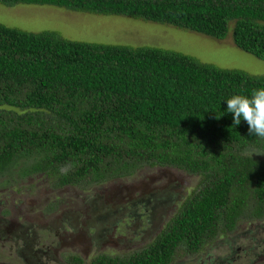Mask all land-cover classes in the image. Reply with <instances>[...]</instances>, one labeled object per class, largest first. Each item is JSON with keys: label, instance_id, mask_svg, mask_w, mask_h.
<instances>
[{"label": "trees", "instance_id": "trees-1", "mask_svg": "<svg viewBox=\"0 0 264 264\" xmlns=\"http://www.w3.org/2000/svg\"><path fill=\"white\" fill-rule=\"evenodd\" d=\"M122 16L233 44L264 62V0H0ZM264 76L157 47L68 40L0 24V179L45 175L55 189L145 167L201 177L153 242L92 264H171L242 220L264 219V139L227 111ZM260 155V156H259ZM17 174H16V173ZM56 210L51 203L49 212ZM71 264H83L79 256Z\"/></svg>", "mask_w": 264, "mask_h": 264}, {"label": "rangeland", "instance_id": "rangeland-1", "mask_svg": "<svg viewBox=\"0 0 264 264\" xmlns=\"http://www.w3.org/2000/svg\"><path fill=\"white\" fill-rule=\"evenodd\" d=\"M0 24L27 32H55L74 41L157 47L264 76V62L239 50L231 31L219 41L128 17L1 3ZM4 180L0 179V264H71L69 259L76 255L83 264H91L98 255L124 257L153 242L197 189L201 177L145 167L134 176L88 189L55 190L45 175ZM51 203L59 214L49 212ZM124 209L128 213L121 215ZM63 213L68 220L61 226L57 221ZM171 264H264V219L242 220L197 254L177 252Z\"/></svg>", "mask_w": 264, "mask_h": 264}, {"label": "clouds", "instance_id": "clouds-1", "mask_svg": "<svg viewBox=\"0 0 264 264\" xmlns=\"http://www.w3.org/2000/svg\"><path fill=\"white\" fill-rule=\"evenodd\" d=\"M227 111L234 114V125H240L243 119L250 135L264 139V87L253 90L250 96L233 95L227 99Z\"/></svg>", "mask_w": 264, "mask_h": 264}, {"label": "flooded vegetation", "instance_id": "flooded-vegetation-1", "mask_svg": "<svg viewBox=\"0 0 264 264\" xmlns=\"http://www.w3.org/2000/svg\"><path fill=\"white\" fill-rule=\"evenodd\" d=\"M128 210V209H127ZM51 212H54L53 213V215L55 216V214H59V212L60 211H58L57 209L56 210H52ZM128 212L127 211H125V209L121 212V215H126ZM114 214H116V213H114ZM113 214V215H114ZM120 215V214H119ZM67 215H65L64 213L61 215V216H59V219H58V221H57V223H58V225H61V226H64L65 225V222L68 220V217H66ZM110 216H112V215H108L106 218H109ZM125 217V216H124ZM65 219V220H64ZM126 227H128V225L126 224L125 225ZM21 232L23 233V231L21 230ZM29 232V231H28Z\"/></svg>", "mask_w": 264, "mask_h": 264}]
</instances>
